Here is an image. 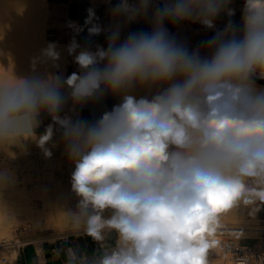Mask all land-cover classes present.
I'll return each mask as SVG.
<instances>
[{
  "label": "clouds",
  "instance_id": "clouds-1",
  "mask_svg": "<svg viewBox=\"0 0 264 264\" xmlns=\"http://www.w3.org/2000/svg\"><path fill=\"white\" fill-rule=\"evenodd\" d=\"M229 0H171L155 9L152 31L133 32L118 43L120 25L108 31L107 48L82 49V74L0 79V144L31 135L41 111L63 128L66 153L75 164L72 190L81 197L67 223L103 246L100 255L68 250L67 264H209L222 214L240 198L264 201V0H247L240 34L229 24L189 51L164 27L194 21L208 28ZM151 0H120L111 11L127 22L147 16ZM89 35L103 30L93 23ZM73 41L68 51L76 52ZM59 58L55 44L37 59ZM103 65L102 67L100 65ZM71 88L74 105L101 99L121 103L94 123L59 113ZM155 94L137 98V89ZM51 139V128L41 147ZM46 155L51 152L45 150ZM12 181L0 170V186ZM251 185V186H250ZM258 189V190H257ZM105 210L111 215L104 216ZM116 234L114 246L104 242Z\"/></svg>",
  "mask_w": 264,
  "mask_h": 264
},
{
  "label": "rangeland",
  "instance_id": "rangeland-1",
  "mask_svg": "<svg viewBox=\"0 0 264 264\" xmlns=\"http://www.w3.org/2000/svg\"><path fill=\"white\" fill-rule=\"evenodd\" d=\"M26 1L27 0H10V10L7 11L5 4H3L4 7L2 8L4 12H8V14L2 13L1 15L0 13V25L2 26V30L0 29V68L8 69V71L9 67L11 68V63H15V65L18 64L20 68H24L25 65L32 67L34 63L37 64L36 66H40V61L37 57L41 55V48H46V45L42 43L43 38H45L46 43L50 41L57 45L55 39L48 33L46 15L43 14L42 11V1L33 0L36 4V9L32 13V9H29L31 5L26 3ZM5 3L7 4V0H5ZM11 13L17 19H26L23 21L19 20L21 30L19 33L12 32L11 34L10 30H12V28L5 24V21L9 23L8 21L12 20V16H10ZM32 15L35 16L33 18L34 22L30 21L32 20L30 19ZM16 24L18 25V22ZM26 31L28 35L25 33ZM13 33L16 36H14ZM60 46V49L63 47L67 52L65 64L67 75L69 68L76 64L75 56L79 51L76 50V52L70 54L68 51L69 46ZM12 47L17 51L10 49ZM59 47L57 46V48ZM10 50L12 51L10 52ZM37 51L39 53H36ZM10 57L11 59H9ZM31 58H33V60L29 61ZM53 65L56 64L54 63ZM35 68L33 70L36 75L32 74V76H40L41 67H39L40 71L38 67ZM79 70L82 73V69L79 68ZM55 73L58 77L61 74L59 70ZM3 76H5V74L2 73L0 79H4L5 77L3 78ZM26 76H30V74L24 77ZM66 79L62 80V82L66 81ZM256 83L257 85H263L257 81ZM142 90L144 89H137L132 94H135L134 96L138 95L137 98H139L141 97L139 95L143 93H145L143 96H146V93L158 91L156 88H153L151 92L147 90L142 92ZM151 95L152 94H147V96ZM116 99L118 104H120L118 96H116ZM41 137L43 136H21L14 141L0 144V170L7 169L12 176L11 182L0 186V242L3 240L16 241L21 232H23V235L24 233H40L55 236H69L83 232L82 230H73L69 227L68 223L64 230L58 225L60 221L67 222L66 217L70 213L78 211V204L81 199V197L72 190L71 177L75 170V164L69 159L66 153L63 134L51 135V139L45 142L44 146L51 152V158L41 172L33 174L30 171L24 170L22 167L23 150L40 146L39 140ZM244 199L245 197L242 196L233 210L222 214L220 225L215 231L217 235L214 233L216 236L209 240L211 242L207 256L209 264H232L230 255L222 250V245L226 240H234L237 243L255 247L261 245L262 240L259 238L257 230L264 228V201L248 198V202L244 203ZM110 215L111 211L105 210V218ZM33 216H39V224L30 218ZM112 233L116 238V234L114 232ZM214 234L210 236H214ZM4 255H7L6 252L0 251V257ZM9 255L11 259H15L16 252H12Z\"/></svg>",
  "mask_w": 264,
  "mask_h": 264
},
{
  "label": "crops",
  "instance_id": "crops-1",
  "mask_svg": "<svg viewBox=\"0 0 264 264\" xmlns=\"http://www.w3.org/2000/svg\"><path fill=\"white\" fill-rule=\"evenodd\" d=\"M33 0H27L31 7V13L34 12L35 3ZM43 14L47 19V30L55 39V43L59 45L69 46L75 41L79 48L88 49L95 52L97 47L107 48L108 36L110 28L120 25V38L118 43H122L130 33L152 31V15L156 8L163 5L160 0H151L147 16L138 18L135 21L127 22L126 17H114L112 9L120 3V0H41ZM46 1V2H45ZM167 0L166 2H170ZM46 3V4H45ZM130 4L137 3V0H129ZM247 0H229L227 9L232 10L230 15L227 10L222 11L214 20V27L208 28L199 22L182 21L175 30H171L166 25L164 27L174 37L178 43L184 44L187 49L195 51L201 49L202 55H208L205 42L216 35L218 31H223L231 24L240 34L242 31V22L244 10ZM33 5V6H32ZM89 9L94 11L93 23L98 24L103 30L99 35H89L88 28L91 26L86 24L89 18ZM103 66L102 64L100 65ZM79 65H72L66 77H70L73 73L82 74ZM67 80V79H66ZM62 95L66 97L62 110L57 113L60 118L69 117L73 121L84 120L94 123L100 119L105 112L111 111L114 106L118 105L116 95L105 92L99 100L92 99L85 104L74 105L71 98V88L64 84ZM51 128V135L63 134V128L53 120L52 116L46 111H41L37 117L36 126L32 130L31 135L24 136H44ZM21 241H29L25 246L16 247L9 252H16L15 264H67L68 250L76 251L77 255H86L89 258L100 255L103 246L92 237L83 232L69 236L45 235L40 233L27 234L21 232L18 236ZM115 236L113 233L108 235L104 242L105 246L111 247L115 244Z\"/></svg>",
  "mask_w": 264,
  "mask_h": 264
},
{
  "label": "built area",
  "instance_id": "built-area-1",
  "mask_svg": "<svg viewBox=\"0 0 264 264\" xmlns=\"http://www.w3.org/2000/svg\"><path fill=\"white\" fill-rule=\"evenodd\" d=\"M48 150L46 146L26 148L22 152V167L33 174H38L49 162L51 156L45 154ZM259 238L262 240L260 246L240 244L234 240H226L222 245V250L230 255L232 264H264V228L257 230ZM29 241H7L0 242V251L7 255L0 257V264H15V259H11L9 252L16 247L25 246Z\"/></svg>",
  "mask_w": 264,
  "mask_h": 264
},
{
  "label": "bare ground",
  "instance_id": "bare-ground-1",
  "mask_svg": "<svg viewBox=\"0 0 264 264\" xmlns=\"http://www.w3.org/2000/svg\"><path fill=\"white\" fill-rule=\"evenodd\" d=\"M2 1V2H1ZM0 1V13H1V15H2V13L3 14H8V12H4V9H2L4 6H3V4H5V7L7 8V11H9L10 10V0L8 1L7 0V4L5 3V0H1ZM47 1V0H46ZM45 1V2H46ZM167 0H160V2H162L163 3V5H164V3L166 2ZM171 2V1H170ZM46 4V3H45ZM34 8H36V4H35V6H34ZM43 9V8H42ZM43 11V10H42ZM35 15V14H34ZM34 15H32V17L30 18V19H32V20H30V21H33V18L35 17ZM47 15V14H46ZM10 16H12L11 17V21H8L9 23H7L6 21H5V24H7V25H9L10 26V28H12V30H10V32H11V34H12V32H14V33H19L21 30H20V21L19 20H21V21H23V20H26V19H17V18H15V16L11 13L10 14ZM29 21V22H30ZM18 22V25L16 24ZM34 22V21H33ZM3 23V22H2ZM1 26V25H0ZM5 27V26H4ZM2 28V26L0 27V29ZM2 30V29H1ZM33 31V30H32ZM2 32H4V31H2ZM13 33V34H14ZM25 33H27V31L25 32ZM1 34V33H0ZM22 34H23V32H22ZM31 34V33H30ZM10 35V34H9ZM27 35H28V33H27ZM7 36V35H6ZM12 36V35H11ZM14 36H16L15 34H14ZM13 36V37H14ZM25 36V35H24ZM3 37V36H2ZM26 37V36H25ZM20 38V37H19ZM12 39V38H11ZM11 41V40H10ZM22 41V40H21ZM3 42V41H2ZM17 42V41H16ZM20 42V41H19ZM42 43H44L45 45H46V47L49 45V44H54L53 42H50V41H48V43H46V41H45V38H43V42ZM6 44V43H5ZM23 46V45H22ZM33 46V45H32ZM57 46L59 47L60 45H56V51L59 53V58L57 59V60H55V61H53V60H51V59H48L46 62H40V66H36L37 64L36 63H34L33 65H32V67H38V70H39V67H41V73H40V77L41 78H49V77H52V76H57V74L55 73L57 70H59L60 72H61V74H60V76H59V78L61 79V81L62 80H65L66 79V71H65V64H66V60H67V52L65 51V49H63V47L60 49V47L59 48H57ZM34 47V46H33ZM41 48V47H40ZM45 48V47H44ZM1 49V48H0ZM5 49V48H4ZM10 49H12L13 51L14 50H16L15 48L13 49V47L12 48H10ZM43 48H41V50H42ZM12 50H10V52L12 51ZM39 50V49H38ZM17 51V50H16ZM7 52H8V50H7ZM36 53H39L38 51L36 52ZM5 54V53H4ZM12 54V53H11ZM3 55V54H2ZM35 55V54H34ZM33 55V56H34ZM7 56V55H6ZM38 56V55H37ZM19 57V56H18ZM23 57V56H22ZM38 58V57H37ZM9 59H11V57L9 58ZM8 59V60H9ZM31 60H33V58H31V59H29V61H31ZM35 61V60H34ZM9 62V61H8ZM33 62V61H32ZM36 62V61H35ZM25 63V62H24ZM56 64V65H53V64ZM7 64V63H6ZM12 65H10L11 66V68L9 67V71H8V69H5V68H0V77L2 76V73L3 74H5V76H3V78L5 77V78H9V79H11V76H12V74L13 75H15V76H17V77H24L25 75H27V74H30V76H32V74H35V71L33 70L34 68H32V67H29V66H26L25 65V67L24 68H20L19 66H18V64H16L15 65V63L13 64V63H11ZM2 67H3V64H2ZM5 67H6V65H5ZM11 69V70H10ZM36 69V68H35ZM37 70V69H36ZM39 70V71H40ZM6 72H8V73H6ZM36 75V74H35ZM30 76H26V77H30ZM34 76V75H33ZM58 77V76H57ZM257 84V83H256ZM259 86H264V84L263 85H259ZM146 91V90H145ZM144 90H142V92H145ZM141 92V93H142ZM153 93H155V92H153ZM152 92L151 93H146V95L147 94H153ZM137 94V93H136ZM138 94H140V93H138ZM145 93H143L142 95H139V96H141V97H143V95H144ZM135 95V94H134ZM138 96V95H137ZM136 96V97H137ZM119 97V96H118ZM150 97V96H149ZM140 98V97H139ZM119 102L121 103V98L119 97ZM31 204V203H30ZM37 205V204H36ZM38 206V205H37ZM71 207V206H70ZM45 208H46V206H45ZM32 211V210H31ZM63 211V210H62ZM111 211V210H110ZM66 212V211H65ZM10 213V212H9ZM65 214V213H64ZM59 216V215H58ZM31 219H33V220H35L36 221V223H40V218H39V216L38 217H30ZM231 218H233V217H231ZM236 218V217H235ZM230 219V218H229ZM44 220V219H43ZM56 221V220H55ZM58 225H59V227H61L63 230L67 227V222L66 221H60L59 223H58ZM236 225V224H235ZM52 226V225H51ZM227 226H229V225H227ZM238 227V226H237ZM241 227V226H240ZM247 227V226H246ZM245 228V227H244ZM230 229V228H229ZM252 230H254V229H252ZM66 231V230H65ZM216 234V233H215ZM214 234V236H209V240H211V238H213V237H215L216 235Z\"/></svg>",
  "mask_w": 264,
  "mask_h": 264
},
{
  "label": "water",
  "instance_id": "water-1",
  "mask_svg": "<svg viewBox=\"0 0 264 264\" xmlns=\"http://www.w3.org/2000/svg\"><path fill=\"white\" fill-rule=\"evenodd\" d=\"M160 7H163V5H161ZM179 23H181V22H179ZM179 23H173V22H171V21H166V22H165V25H166L168 28H170L171 30H175L176 27H177V25H178ZM256 81L259 82V83L264 84V79H256Z\"/></svg>",
  "mask_w": 264,
  "mask_h": 264
}]
</instances>
